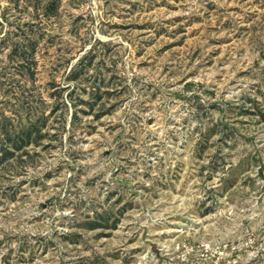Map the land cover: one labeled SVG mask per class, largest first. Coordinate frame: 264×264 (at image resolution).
I'll list each match as a JSON object with an SVG mask.
<instances>
[{"label":"rangeland","instance_id":"374dc122","mask_svg":"<svg viewBox=\"0 0 264 264\" xmlns=\"http://www.w3.org/2000/svg\"><path fill=\"white\" fill-rule=\"evenodd\" d=\"M0 264H264V0H0Z\"/></svg>","mask_w":264,"mask_h":264}]
</instances>
